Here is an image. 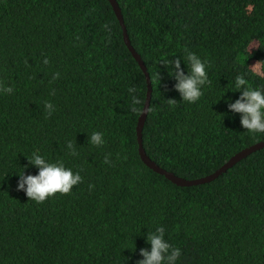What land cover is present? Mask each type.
I'll use <instances>...</instances> for the list:
<instances>
[{"label": "trees", "instance_id": "obj_1", "mask_svg": "<svg viewBox=\"0 0 264 264\" xmlns=\"http://www.w3.org/2000/svg\"><path fill=\"white\" fill-rule=\"evenodd\" d=\"M117 1L151 79L143 146L153 161L198 179L264 141L226 103L240 98L237 75L264 94V0ZM189 52L207 61L195 103L166 63L179 58L188 75ZM0 85L13 89L0 91V264H136L157 227L181 250L176 264H264V148L193 186L147 166L137 127L148 80L109 0H0ZM34 152L82 181L29 199L17 186L23 172L38 175Z\"/></svg>", "mask_w": 264, "mask_h": 264}, {"label": "clouds", "instance_id": "obj_2", "mask_svg": "<svg viewBox=\"0 0 264 264\" xmlns=\"http://www.w3.org/2000/svg\"><path fill=\"white\" fill-rule=\"evenodd\" d=\"M186 59L189 65L188 75H185L181 70L179 58L170 59L166 63L172 66V76L178 81L175 84V90L180 93L182 100L195 103L203 95L201 88L209 83L206 73L207 61H202L192 52L187 54ZM43 63L48 64L49 61L45 59ZM162 63L164 65L165 61H162ZM156 75L160 83L159 73ZM57 78H59V73L53 75V79ZM234 86L236 91H241V95L234 103L226 101L228 109L243 114L240 123L247 131L264 133V113L261 111L264 109V94L259 89H253L242 75L236 76ZM0 91L11 93L13 89L0 85ZM128 91L129 93H135L136 89L133 87L129 88ZM141 102V99L137 96L132 97L133 105ZM176 102V100L168 99L169 107L174 108ZM45 109L49 116L55 110L51 102H45ZM135 110L133 109V111ZM104 142L103 134L100 132H93L90 136V143L93 145L101 146ZM67 147L72 150L71 155H77L72 142H68ZM28 161L29 164L39 167V173L38 175L27 176L24 175V172L20 174L17 191L24 190L27 197L37 203L44 202L56 193L69 194L73 186L82 181L79 172L74 174L72 169L64 166L63 161L50 163L36 152L32 154ZM104 162L111 163L108 156H105ZM164 233L165 229L163 227H157L154 232H149L147 239L151 244V251L141 249L140 255L144 259L137 261L136 264H176L178 257L181 255V250L173 248L165 240Z\"/></svg>", "mask_w": 264, "mask_h": 264}, {"label": "water", "instance_id": "obj_3", "mask_svg": "<svg viewBox=\"0 0 264 264\" xmlns=\"http://www.w3.org/2000/svg\"><path fill=\"white\" fill-rule=\"evenodd\" d=\"M109 1L111 2L112 6L114 8V11H115L118 19L120 20V22L123 26L125 42L128 45L131 52L133 53L136 60L139 62L140 66L143 69V71L145 72V74L147 76V80H148L147 100H146V104H145V107L143 109V113L139 119V123H138V127H137L138 140H139V153H140L142 160L145 162V164L147 166L152 168L154 171H156L162 175H165L168 179H170L172 182L176 183L177 185L193 186V185L204 184V183L211 182V181L215 180L222 173L226 172L228 169L233 167L235 164H237L242 159L246 158L247 156L256 152L257 150L264 148V141L258 142L256 144L250 146V147H247V148L243 149L242 151L238 152L237 154H235L234 156H232L224 165H222V167H220L218 170H216L212 174L198 178V179H186V178L180 177V176L176 175L175 173L162 168L155 161H153L148 156V154L146 153V150L143 146V128H144L145 120H146L147 115H148L150 100H151V96H152V85H151L150 75H149L146 64L144 63V60L142 59L141 55L134 49V47L131 44L127 29H126V25L124 23L122 10L118 4V1L117 0H109Z\"/></svg>", "mask_w": 264, "mask_h": 264}]
</instances>
